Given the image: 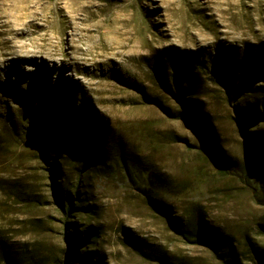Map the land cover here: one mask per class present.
<instances>
[{
  "label": "rangeland",
  "instance_id": "374dc122",
  "mask_svg": "<svg viewBox=\"0 0 264 264\" xmlns=\"http://www.w3.org/2000/svg\"><path fill=\"white\" fill-rule=\"evenodd\" d=\"M14 34L0 62V264H259L264 0H0V40Z\"/></svg>",
  "mask_w": 264,
  "mask_h": 264
},
{
  "label": "trees",
  "instance_id": "16d2710c",
  "mask_svg": "<svg viewBox=\"0 0 264 264\" xmlns=\"http://www.w3.org/2000/svg\"><path fill=\"white\" fill-rule=\"evenodd\" d=\"M230 79H231V77H230ZM241 82L244 83V81H241ZM230 86H231V84L229 86L226 85V87L228 89L227 91L229 94L231 92ZM249 114H250V111L248 109L241 110V113H240L241 117H243V118L248 117ZM199 130L202 133L204 132V136H205V140H206L204 142V148H205L204 150L207 153V155L209 157H211L216 162L218 169L224 173L230 172V170L231 171L234 170V165L232 163L226 162L225 159L222 157V155L215 150V147L211 144V140H209V138L207 137L206 132L201 130V129H199ZM247 139L249 140V142L255 140L254 138H252L250 136ZM119 157L121 158V160L124 159L123 151H121V150L119 153ZM259 161H260V157H258V154L253 151V149L251 148V145L248 143L246 146V149H245L244 172L247 175H250L252 173V171L259 169V166H260ZM55 195H56V200H57L60 208H62L65 212L69 211L70 206H71L70 198H69L68 203L65 204L63 202V199H62L61 194L59 193L58 189H57V192L55 193ZM163 213L166 214V211L164 209H163ZM201 221H202V218L199 215V213H195L194 217H192V219H191L193 228L194 229L196 228L197 234H199V232L201 230ZM84 233H85V235L82 236L79 231H75L72 233L69 232V234H70L69 240L72 243H75V242L78 244L86 243V242H88V238H89L91 231H90V229H88ZM69 250L71 251V245H69ZM250 251L254 255V257L259 261V264H264V247L258 246L257 244H254V243H250ZM154 256H155L154 259L158 260L161 264H164L162 253H156V255H154ZM79 257L81 260V264H99L98 261H96V263H91L89 257L86 255L80 254Z\"/></svg>",
  "mask_w": 264,
  "mask_h": 264
},
{
  "label": "bare ground",
  "instance_id": "6f19581e",
  "mask_svg": "<svg viewBox=\"0 0 264 264\" xmlns=\"http://www.w3.org/2000/svg\"><path fill=\"white\" fill-rule=\"evenodd\" d=\"M3 25L5 27H7V29H9L10 32H12V28L10 27V23L8 21L4 22ZM18 36L16 34H14V37H11V38H8V39H4V40H0V62H4L6 60L5 56H7L10 53V48H14L15 47L14 41H15V39ZM41 40L43 42L41 41L42 43L38 44V46L39 47H44L46 45L45 41H47V40H46L45 37H41ZM20 47L23 48L22 46H20Z\"/></svg>",
  "mask_w": 264,
  "mask_h": 264
}]
</instances>
